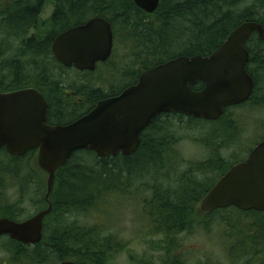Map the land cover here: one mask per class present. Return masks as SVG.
<instances>
[{
  "label": "trees",
  "instance_id": "1",
  "mask_svg": "<svg viewBox=\"0 0 264 264\" xmlns=\"http://www.w3.org/2000/svg\"><path fill=\"white\" fill-rule=\"evenodd\" d=\"M46 1L3 0L0 57L12 49L17 53L11 59L4 60V55L3 61L0 58V91L9 92L31 81L45 85L48 118L53 124L76 120L99 100L118 95L136 83L143 71L160 63L179 55L207 56L245 21H257L264 26V0H161L153 14L140 9L133 0H53L51 30L44 36H29L38 26ZM248 2L250 5L241 7ZM96 16L104 17L112 25V57L94 72L63 67L52 52L54 39ZM120 41L125 54L117 60ZM246 47L252 56L251 67L257 69L258 95L264 91V38L255 32ZM71 71L77 78L65 76ZM97 81L108 83L109 88L102 90ZM120 84L121 89L116 87ZM203 87L199 84L193 89ZM65 88L75 94H63ZM260 103L264 107V101ZM235 108L244 106L228 109L215 121L180 113L159 116L143 131L141 143L131 155L105 157L93 150L76 151L55 174L50 195L53 209L44 219L41 242L30 245L8 235L0 236L5 239L3 247L9 252V264H56L63 260L112 264L115 247L121 249V243L113 241L116 226L98 222L84 225L78 217L90 211L106 213L110 203L124 209L139 197L140 203L133 205L139 219L148 226L149 235L161 236L168 246L180 250L176 242L179 235L214 227L213 231L224 236L219 244L226 246L229 264H264V212L243 211L234 206L207 213L200 210L207 192L239 161L221 152L233 143L232 137H239L242 132L239 120L229 115L234 114ZM212 124L213 128L208 126ZM200 126L207 132L208 157L188 161L180 152V132ZM227 137L229 141L223 140ZM0 154L9 159L6 171L16 178L21 197L29 196L35 213L46 209L47 173L38 167L36 154ZM184 163L189 165L182 171L180 166ZM21 215L20 200L9 201L0 187V217L17 221L31 216L25 212ZM238 250L241 255L235 254ZM172 253L175 252H167V264H184L180 261L182 255L172 257Z\"/></svg>",
  "mask_w": 264,
  "mask_h": 264
},
{
  "label": "water",
  "instance_id": "2",
  "mask_svg": "<svg viewBox=\"0 0 264 264\" xmlns=\"http://www.w3.org/2000/svg\"><path fill=\"white\" fill-rule=\"evenodd\" d=\"M133 1L153 14L161 0ZM255 32L264 38L263 24L245 21L209 56L179 55L147 69L136 83L99 100L68 124L47 123L48 102L35 88L0 92V149L6 147L15 157L39 150L38 165L48 174L49 204L23 221L0 217V236L30 245L41 242L44 218L53 209L50 195L55 174L76 151L93 150L105 157L131 155L139 147L143 131L163 113L215 121L226 107L246 101L254 87L246 69V42ZM113 47L111 23L96 16L57 35L52 52L66 67L94 71L97 63L110 58ZM199 81L204 87L193 89ZM233 206L264 212V138L217 180L202 199L200 210L207 213ZM56 264L81 263L63 260Z\"/></svg>",
  "mask_w": 264,
  "mask_h": 264
},
{
  "label": "rangeland",
  "instance_id": "3",
  "mask_svg": "<svg viewBox=\"0 0 264 264\" xmlns=\"http://www.w3.org/2000/svg\"><path fill=\"white\" fill-rule=\"evenodd\" d=\"M2 4L3 0H0V7ZM248 5H250L249 2L242 4L241 7L243 8ZM52 12L53 0H47L37 28L32 29L29 36L34 34L44 36L51 30L50 19ZM123 47L124 46L120 41L115 59L119 57L121 59L122 55L125 54ZM15 51V49H12L3 54L5 57L4 60L11 59L15 56L17 53ZM3 55L0 57L2 58V61ZM65 76L67 78H77L74 71H71L68 74L65 73ZM97 86L101 87L102 90L109 88V84L104 81H97ZM116 87L121 89L123 88V84ZM232 112L235 114L236 119L239 120L242 132L239 137H232L231 139L233 143H229L228 147L222 148L221 152L229 158L233 157L240 161L246 158L251 152L250 150H252L264 138V108L258 110H254L253 108H235ZM208 126L213 128L215 125L212 124ZM236 133L237 131L233 135ZM180 135V152L183 154V157L188 159V161L191 159L205 160L208 157L209 146L205 143V139L207 140L208 136L202 126L188 128L187 130L184 129L180 132ZM225 139L229 141L230 138L227 137L223 140ZM9 163V159L0 154V187L3 189L6 199L9 201L14 202L20 200L22 215H24V212L25 214L31 215L35 213L36 209L28 201V195V197L25 196L24 199L21 197V193H19V189L16 187V178H13L14 175L12 173H7L8 171H6L9 168L8 166H10ZM187 163L180 166L182 171L188 168L189 164ZM146 194L147 193H145V195ZM139 198H137L138 202L135 201L134 204L140 203ZM134 204L131 206L126 205V208L122 209L121 207L119 208L110 203L107 205L106 213L105 211L103 213L90 211L89 213L78 217L84 225H92L98 222L103 225L116 226L115 232H117V235H115L116 239L113 241H116L118 244L121 243V249L115 247L112 264H167L170 262L167 252H175L172 253V257L182 255L180 261L184 264H229L226 246L219 244L221 238L224 239V236L222 237L220 231H213L214 227L210 230L197 229L195 232L179 235L176 239V242L180 244L181 249L179 250L178 248L168 246L161 236L148 234V226L139 219L140 216L137 214L135 210L136 206ZM22 219H26V216H22ZM4 242L5 239L1 238L0 262L1 264H9L10 255L3 247ZM160 246L164 249H161ZM165 248H169L170 251L165 250ZM235 254L241 255L239 250Z\"/></svg>",
  "mask_w": 264,
  "mask_h": 264
},
{
  "label": "flooded vegetation",
  "instance_id": "4",
  "mask_svg": "<svg viewBox=\"0 0 264 264\" xmlns=\"http://www.w3.org/2000/svg\"><path fill=\"white\" fill-rule=\"evenodd\" d=\"M93 18V17H92ZM89 20V19H88ZM87 20V21H88ZM112 26V25H111ZM114 48H115V37H114V47H113V52H112V55H113V53H114ZM249 51V50H248ZM214 51H212L210 54H208L207 56H209V55H211L212 53H213ZM112 55L110 56V58L112 57ZM203 56V55H202ZM251 54H250V52H249V61L247 62V64H246V69H247V72H248V74L253 78V80H254V87H253V90H252V93H251V95H250V97L246 100V101H243L242 103H240V104H237V105H231V106H228V107H226L225 108V110H224V114L222 115V116H224L226 113H227V110L228 109H230V108H232V107H241V106H244V108H253L254 110H258V109H262V108H264L263 106H262V103H260L261 101H264L263 99H264V91H262V92H260L258 95H255V89H256V85H257V69L254 67H251L252 65H251ZM56 58V57H55ZM109 58V59H110ZM109 59L108 60H106V61H101V62H99V63H97V66H96V69L99 67V65H101V64H104V63H107L108 61H109ZM58 61V60H57ZM59 62V61H58ZM60 63V62H59ZM63 67H65V68H70V69H75V70H77V71H81V70H79V69H77L75 66H73V67H66V66H64L62 63H60ZM96 69L94 70V71H96ZM85 71H88V70H85ZM85 71H81V72H85ZM93 71V72H94ZM64 83H62L61 85H63ZM199 84H201V86L203 85L204 86V83L203 82H201V81H199L197 84H195V85H193V86H196V85H199ZM26 88H35V89H37L39 92H41L44 96H45V98H46V100H47V102H48V98H47V96H46V94H47V91H48V87H46L45 85H41V86H39V85H36V84H34V82H27V84L26 85H24V86H22V87H20V88H17V89H13V90H11V91H14V90H20V89H26ZM1 92V91H0ZM63 94H65V95H67V96H70V95H72V94H75V92L73 91V90H70V88H65V89H63ZM259 99V100H258ZM256 100V103L254 104V101ZM260 103V104H259ZM254 104V105H253ZM48 106H49V104H48ZM164 114H176V113H163L162 115H164ZM162 115H160V116H162ZM229 115H233L234 117H235V114H229ZM221 116V117H222ZM189 117H192V116H189ZM47 123H49V124H53L52 122H50V120H49V118H48V110H47ZM149 127V126H148ZM1 152H6L7 154H9V152H8V150H7V148L6 147H2L1 149H0V153ZM28 152H34L35 154H36V156L38 155V152H39V150L38 149H30ZM27 152V153H28ZM26 153V154H27ZM11 156V155H10ZM36 164V163H35ZM44 172V171H43ZM18 183H17V188H18ZM20 187V186H19ZM34 215V214H33ZM33 215H31L30 217H32ZM30 217H27L26 219H28V218H30ZM26 219H20V220H17V221H23V220H26ZM44 224H45V220H44ZM43 229H44V225H43ZM5 236V235H4Z\"/></svg>",
  "mask_w": 264,
  "mask_h": 264
},
{
  "label": "bare ground",
  "instance_id": "5",
  "mask_svg": "<svg viewBox=\"0 0 264 264\" xmlns=\"http://www.w3.org/2000/svg\"><path fill=\"white\" fill-rule=\"evenodd\" d=\"M244 160V159H243ZM242 161V160H241ZM239 162V161H238Z\"/></svg>",
  "mask_w": 264,
  "mask_h": 264
}]
</instances>
